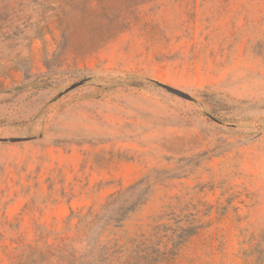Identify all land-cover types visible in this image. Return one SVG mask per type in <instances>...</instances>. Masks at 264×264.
<instances>
[{"label":"rangeland","instance_id":"374dc122","mask_svg":"<svg viewBox=\"0 0 264 264\" xmlns=\"http://www.w3.org/2000/svg\"><path fill=\"white\" fill-rule=\"evenodd\" d=\"M59 237L264 264V0H0V264Z\"/></svg>","mask_w":264,"mask_h":264},{"label":"trees","instance_id":"16d2710c","mask_svg":"<svg viewBox=\"0 0 264 264\" xmlns=\"http://www.w3.org/2000/svg\"><path fill=\"white\" fill-rule=\"evenodd\" d=\"M77 240L59 237L55 242L29 244L20 259L13 264H133L136 257L139 263L135 264H140L142 260L145 261L143 264L152 261L150 255L131 257L135 254L134 250L129 251L128 258L122 260L118 253L123 251L106 245L101 246L98 241L87 243V247L79 250L75 246Z\"/></svg>","mask_w":264,"mask_h":264},{"label":"water","instance_id":"95a60500","mask_svg":"<svg viewBox=\"0 0 264 264\" xmlns=\"http://www.w3.org/2000/svg\"><path fill=\"white\" fill-rule=\"evenodd\" d=\"M168 89H170V90H172V88L171 87H169V86H166Z\"/></svg>","mask_w":264,"mask_h":264}]
</instances>
